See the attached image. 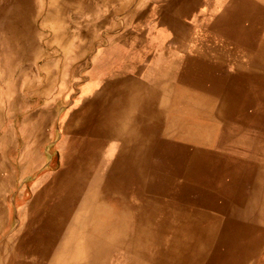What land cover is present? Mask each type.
<instances>
[{
	"label": "bare ground",
	"instance_id": "obj_1",
	"mask_svg": "<svg viewBox=\"0 0 264 264\" xmlns=\"http://www.w3.org/2000/svg\"><path fill=\"white\" fill-rule=\"evenodd\" d=\"M115 1L120 11L128 3ZM180 1L186 2L169 0V11ZM47 2V16L65 5L58 0ZM35 3L39 0H14L12 5L2 0L1 25L11 18L17 4L32 14ZM222 5L211 26L215 30L227 26L228 31L222 28L219 34L234 35L240 42L237 49L246 57L235 61L233 73L222 75L223 58L216 54L209 60L201 50L183 59H195L196 68L186 72L184 79L179 76L175 84L170 82L177 74L173 68L183 66L180 73H184L189 63L173 59L152 66L135 62L131 53L122 54L114 71V61L98 63L112 85L106 82L81 99L60 126V152L54 166L47 158L55 120L51 71L60 62L65 65L71 53L78 58L82 45L91 41L42 42L48 50L58 48L61 56L57 59L55 51H49L36 57L39 76L34 95L43 101L24 116L31 126L17 131L14 142L15 106L12 109L9 101L0 105V264H91L89 251L96 243L100 248L95 264H102L111 244L134 252L135 246L152 240L150 227L156 210L178 214L180 219L171 225L164 220L163 231L170 226L172 232L165 237L160 257L145 263L264 264V31L260 46L243 50L244 41L230 27L254 10V0H226ZM126 31L115 39L126 41ZM75 79L73 73L71 81ZM204 80L208 84L202 85ZM92 88L87 85L82 92L87 94ZM180 93L193 102L185 109L188 115L174 106ZM117 118L115 138L112 126ZM27 176L33 179L28 187L22 182ZM18 182L20 197L12 210L4 203L5 194H11ZM249 189H254V195L246 199ZM129 192L139 203L127 199ZM231 196L229 203L226 198ZM216 198L222 200L219 207ZM111 207L110 219L106 216L100 221ZM122 214L137 217H128L129 221ZM87 221L95 228L85 227ZM132 221L137 228H132Z\"/></svg>",
	"mask_w": 264,
	"mask_h": 264
},
{
	"label": "rangeland",
	"instance_id": "obj_2",
	"mask_svg": "<svg viewBox=\"0 0 264 264\" xmlns=\"http://www.w3.org/2000/svg\"><path fill=\"white\" fill-rule=\"evenodd\" d=\"M58 1L63 2V4L65 2L66 6L58 7L54 18L47 17L49 6L47 0H39L38 4L35 3V9L33 7L35 11L32 14L26 11L27 8L26 10L21 9L24 6L20 8L17 4L15 10L10 13L11 18L2 25L0 23V105L6 106L9 101L12 104V109L15 106V109L12 110V113L16 115L12 119L14 128L11 140L13 142L17 131H20L24 126H31V121L25 119L24 116L32 112L33 109L39 108L43 101L42 98L39 99L34 95L37 88L35 79L39 71L36 57L40 54H48L49 51L51 53L55 51L57 59L61 56L58 48L53 51L48 50L41 45L42 42L53 39H65L69 42L78 43H84L86 40L91 41L88 46L86 44L82 45L84 50L77 56L78 58H74L72 55L74 53H71L65 60V65L62 66V62H60L56 66V70H50L53 75L51 88H56L51 90L52 95L56 91V97L54 98L55 120L47 154V158L52 159L51 166H54L58 152H60V148L57 147L62 136L61 130H59L60 126L66 121L68 115L78 107L81 99L89 97L109 82L106 81L109 76L101 73L102 68L98 63L104 60L114 61L111 68L114 71L120 66L121 59H123L122 54L128 55L131 53L130 58L137 63L144 61L153 66L154 64H160L162 61L165 64L166 61L169 63L170 60L178 59L180 64L184 62L183 59L190 58L193 55V50H201L203 54L209 56V60L214 59L217 56L216 54L220 55L224 60V71L221 74L230 75L235 71V61L246 59L245 54L237 49L240 47V42L238 43L235 40L234 35H232L233 37L227 34L222 36L219 32H222L224 27L218 26L215 30L211 26L214 23L212 20L214 13L222 9V3L226 0H186L187 3L180 1L171 11L167 7L169 0H128L125 7L120 8L121 11L117 9L115 0ZM7 2L12 5L14 0H7ZM254 3L255 5L252 8L254 10H250L247 15L245 14L243 20H238L236 24L230 27V31L237 33L235 36L244 41L242 48L246 51H252V47L260 46L261 34L264 31V12L262 13L264 11V0H254ZM143 10L144 12L141 13ZM260 14L261 19L256 20ZM0 17H3L1 12ZM245 21H250L252 24ZM3 24L5 25L3 26ZM124 29L127 30L126 41L116 40V36L119 33H124ZM225 30L228 31L227 26L224 28ZM208 31H212L213 34ZM81 32L85 34L81 35ZM53 33L57 35L56 38L53 37ZM28 40H32L33 44L30 45L31 43L27 42ZM184 63H189L184 68V73H180L183 66L173 68L174 72L177 71V74L174 73V79H169L172 84L177 83L179 76L184 79L186 72L196 68V60H193V58L189 61L186 60ZM131 68L133 66H130ZM103 70L108 71L109 69ZM170 70V66H168V71ZM47 71L49 70L47 69ZM73 73H76V79L71 81ZM214 79L215 77H213L212 82ZM7 84H9V88H7ZM110 84L112 85V83ZM201 84H208V80L202 81ZM87 85L93 87L92 93L85 94L86 92H82ZM176 91L178 93L177 89ZM168 92L172 95L174 90L171 89ZM180 95L182 97L175 101L174 106L188 115V111H185V109L189 107V103L193 102L186 100V94L180 93ZM248 110L250 111V108ZM1 112L3 114L4 111L1 110ZM150 164L155 163L151 160ZM228 179V177H225V180ZM32 181V176H27L22 182L23 185L29 186ZM215 184H218V181H215ZM16 185L11 194H5L6 199L4 200V203L9 205L12 210L16 208L14 206L16 205L15 201L20 197L21 192L19 182ZM231 198L232 196L227 197V202L230 203ZM127 199L139 203L135 195L132 197L130 192L127 194ZM214 203L217 207L223 204L221 198H216ZM113 207L107 210V214H101L100 221L105 220L106 216H108L107 219H110ZM155 213L153 214V224L150 227L152 240L135 246L134 252L126 247L111 244L107 248L102 264H147L145 262L148 258L160 257V252L165 244V237L172 232L170 226L163 231V222L165 220L167 225L175 224L180 217L178 214H159L157 210ZM123 216L126 220H129L132 217L135 219L137 214H122ZM159 217L161 218L160 221H155L156 219L159 220ZM132 223V228L138 227L135 222L132 221ZM85 227L95 228V225L87 221ZM103 242L108 243L104 239ZM98 247L100 248V243L90 247L89 260L91 264H95L98 259ZM140 252L146 255L142 257L139 255ZM167 264H172V261L169 260Z\"/></svg>",
	"mask_w": 264,
	"mask_h": 264
},
{
	"label": "clouds",
	"instance_id": "obj_3",
	"mask_svg": "<svg viewBox=\"0 0 264 264\" xmlns=\"http://www.w3.org/2000/svg\"><path fill=\"white\" fill-rule=\"evenodd\" d=\"M112 129H113V131L115 133V138H116L117 137V132H118V129H119V119L118 118L115 120V122H114V124L112 126ZM246 193L249 194V195H246V199H250L251 195H254V189H249ZM240 222L243 223V221H240ZM32 259H36V258L33 257Z\"/></svg>",
	"mask_w": 264,
	"mask_h": 264
},
{
	"label": "crops",
	"instance_id": "obj_4",
	"mask_svg": "<svg viewBox=\"0 0 264 264\" xmlns=\"http://www.w3.org/2000/svg\"><path fill=\"white\" fill-rule=\"evenodd\" d=\"M35 9V8H34ZM35 11V10H34ZM56 15V12H53V14L51 15V16H47V17H49V18H53V17H55V15ZM54 52V51H53Z\"/></svg>",
	"mask_w": 264,
	"mask_h": 264
}]
</instances>
